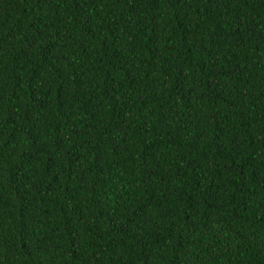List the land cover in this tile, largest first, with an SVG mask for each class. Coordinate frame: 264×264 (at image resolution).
Returning <instances> with one entry per match:
<instances>
[{
	"label": "trees",
	"instance_id": "16d2710c",
	"mask_svg": "<svg viewBox=\"0 0 264 264\" xmlns=\"http://www.w3.org/2000/svg\"><path fill=\"white\" fill-rule=\"evenodd\" d=\"M0 264H264V0H0Z\"/></svg>",
	"mask_w": 264,
	"mask_h": 264
}]
</instances>
